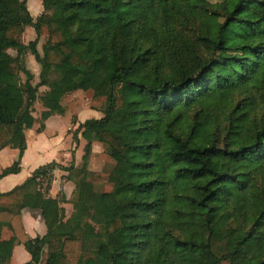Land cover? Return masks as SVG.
Instances as JSON below:
<instances>
[{"label":"trees","instance_id":"16d2710c","mask_svg":"<svg viewBox=\"0 0 264 264\" xmlns=\"http://www.w3.org/2000/svg\"><path fill=\"white\" fill-rule=\"evenodd\" d=\"M42 7L34 20L27 0H0V151L19 150L0 179L20 171L24 131L35 123L28 51L41 65L40 86L49 89L43 122L78 91H93L102 118L73 133L75 143L79 133L87 141L74 228L43 239L25 234L27 207L52 202L47 223L65 217L36 190L37 179L51 181L59 167H42L0 195V264L16 243L31 256L28 264H264V119L248 123L255 93L264 91V0H222L214 8L207 0H42ZM27 28L36 38L25 45ZM52 71L59 78L47 83ZM236 95L247 102L234 109L219 146L211 113ZM93 142L114 164L108 179L87 172ZM105 184L110 192L94 191ZM4 227L13 233L8 242L1 241ZM214 243L224 246L221 259Z\"/></svg>","mask_w":264,"mask_h":264},{"label":"crops","instance_id":"0c3cea01","mask_svg":"<svg viewBox=\"0 0 264 264\" xmlns=\"http://www.w3.org/2000/svg\"><path fill=\"white\" fill-rule=\"evenodd\" d=\"M31 7L33 11L27 8L31 17L36 20L43 13L42 0L37 1L35 6L32 3ZM37 69L28 66V71L33 77H35V72L39 71V68ZM36 106L37 103L34 104V109H36ZM61 106L63 108L61 114L51 115L42 123L38 122L37 117L33 114L35 119L33 128L24 131L26 148L20 161V171L17 174H11L0 179V195H5L22 187L40 168L52 163L58 165L59 168L51 174V181L48 180V177L43 176L37 179L38 186L36 190L44 200L57 202L58 207L65 211V217L62 222L54 220L47 223L46 218H49L54 210V203L52 202L48 203L44 209L29 207L23 209L21 211L23 229L25 234L33 240L37 238L43 239L50 233L68 234L74 228L69 222L73 212L72 203L75 197V184L77 181L74 173L80 170L83 165L84 150L87 142L79 133L78 143H75L73 133L86 121L102 118V112L97 108L90 107L86 110L76 108L77 113L74 116L70 113L69 105L64 99L61 102ZM62 119L68 120L69 127L59 136L53 126L55 123L62 122ZM42 125L43 129H41ZM96 148H100L104 152L101 144L92 143L91 153L87 161V172L96 173L99 176L101 175L99 168L102 165L98 164ZM18 157L19 150L17 147L8 146L2 149L0 151V174L3 170L12 167ZM71 167H73L72 171H66ZM66 206H72L70 215H67ZM12 237L13 233L11 230L8 227H4L1 232V241L8 242ZM43 251L46 253L47 247H44ZM30 261L31 256L24 246L16 243L7 264H28Z\"/></svg>","mask_w":264,"mask_h":264},{"label":"rangeland","instance_id":"374dc122","mask_svg":"<svg viewBox=\"0 0 264 264\" xmlns=\"http://www.w3.org/2000/svg\"><path fill=\"white\" fill-rule=\"evenodd\" d=\"M27 7L30 8L33 11V8L31 7V4L33 3V5L35 6L37 1L40 0H27ZM222 0H207L208 4L210 5L211 8H214L217 4H220ZM34 15V14H33ZM59 17V11H56L54 13L51 14L50 18L52 20H55ZM35 40V33L34 30L32 28H27L24 31V35H23V42L24 44L28 45L30 42H33ZM47 40V29H44V33L43 36L41 37V39L39 40L37 49L40 52L41 56L43 54L42 52V48L45 44ZM8 54L15 58L17 56V52L15 50H9ZM24 62H25V66L28 69V66L32 67V68H39V71L35 72V77H33L32 79V85L34 87H37V106L36 109L33 110V114L37 117V121L42 123V119H41V114L43 113L44 110H47V104L49 101V89L47 87H41L40 83H41V72H42V68L41 65H39L34 56L31 55V53L28 51L27 55L24 58ZM38 70V69H37ZM59 76L58 73L56 72H50L46 75L45 77V81L47 83H52V82H56L58 80ZM26 81V77L25 76H21V80L20 83H24ZM14 96L19 97V94L17 93H13ZM93 97V91H87V92H83V91H79V92H74V93H70L67 96H65L64 101L69 105V110L70 113L74 116H76L77 110L76 108H82V109H88L90 107L95 109H101L100 105H95L92 106L91 104V100ZM247 99V96H241V95H236L235 98H233L232 100H230L227 103L224 102H218L217 106L212 110V115L216 118L217 120V126H218V130L219 133H217V137H216V143L219 146H222L223 144V139H224V135L226 132H223V134L221 133L222 129H228V124H229V120L232 117H236L237 114H234V109L235 108H241V106L243 104H245L247 101H245ZM255 100H256V109L254 112H250L248 115V123L250 124V126H254V125H260L262 120L264 119V106L261 105V103L264 101V91L261 92H257L255 93ZM199 111V109H196V112ZM195 112V113H196ZM193 114L194 112L191 114L190 118H193ZM90 120H94V119H90ZM54 129L56 130L55 132L58 133L59 136H61V134L65 131V129H67L69 127V123L67 119H62V122L60 123H55V125L53 126ZM86 141V140H85ZM87 142V141H86ZM94 143V142H93ZM96 154L98 155V164L102 165V167L100 166L99 168V173L101 175H99L100 178H104V179H108L109 175L111 174L114 164L112 162V160L108 157V155L102 151V149L100 148H96ZM97 164V165H98ZM78 172V171H77ZM77 172L74 173V176L77 178ZM95 192L97 193H106V192H110L111 191V185H95ZM66 211H67V215H70V213L72 212V206H66ZM213 251L216 254V256L221 259L223 256V252H224V246L222 243H214V247H213ZM220 264H230L227 260H222L220 262Z\"/></svg>","mask_w":264,"mask_h":264}]
</instances>
